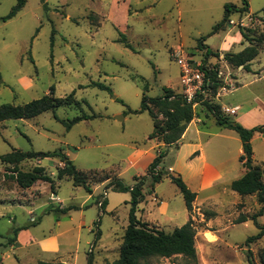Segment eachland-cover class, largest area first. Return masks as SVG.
<instances>
[{
	"label": "rangeland",
	"instance_id": "374dc122",
	"mask_svg": "<svg viewBox=\"0 0 264 264\" xmlns=\"http://www.w3.org/2000/svg\"><path fill=\"white\" fill-rule=\"evenodd\" d=\"M17 2L0 0V105L28 103L43 97L55 85L59 97L75 90L82 109L61 106L55 112L47 111L35 118L1 121L0 155L13 149L41 154L63 149L81 169L106 168L111 164L126 167L130 149L121 144H133L137 140L138 145H143L154 129V120L147 111L132 114L129 110L141 109L144 92L149 97H156L164 93L165 87L182 91L181 68L174 57L178 47L190 57L205 58L207 66L219 68L223 84L215 94L207 87L202 93L204 99L226 108L240 101H252V95H263L264 98V85L260 84H250L230 93L238 87L235 78L244 69L230 65L224 59L225 53L242 50L243 45L238 40L240 29L247 30L254 38L264 39V0H248L247 10L243 9V0H46V3L27 0L14 17L3 20ZM228 3L236 4L241 11H232L224 28L212 34L215 25L222 21ZM207 47L218 55L207 56ZM260 48L261 55L251 65L261 64V71L264 68V41ZM245 75L244 80L252 78L251 74ZM94 82H101L111 89L94 86ZM153 108L157 110L155 106ZM195 109L196 117L202 121L190 125L188 137L195 139L197 126L204 131H216L220 125L207 107L198 103ZM83 113L98 116L67 129L63 120ZM169 150L162 160L164 167L171 163ZM41 157L40 164L49 173H56L60 158ZM33 164H38L37 160H27L22 168L31 171ZM4 168L6 166L0 160V169ZM8 176V173L6 179L0 176V188L15 186V181ZM169 178L164 179L161 193L163 197H169L165 199L175 205L181 215L185 199ZM132 181L129 176H124V183ZM44 184L49 186L45 181L35 183L25 198L22 195L24 200L21 202L13 201L18 198L17 194L6 196L0 192V264H19L17 258L26 251L19 249L14 253L10 250L8 245L14 243L10 238L17 239L21 233L22 239L48 235L61 215L55 211L46 212L51 191L46 193ZM188 185L195 189L192 182ZM22 190L18 184L19 194ZM41 191L46 193L44 197H39ZM57 192L59 198L67 199L66 202L77 203L87 195L70 180L61 181ZM108 194L111 205L106 204L101 216L97 204L86 207L88 224L82 231L78 251L77 232L67 236L74 241V246L68 248L73 249L72 256L77 253L78 264H88V252L93 253L94 264H114L120 255L131 207L123 202L121 192L110 190ZM101 195L104 197V193ZM103 197L101 201H104ZM225 200L230 201V197L226 196ZM213 207L202 208V211L210 216L221 206ZM32 208L34 215L29 214ZM258 209L256 207L252 212ZM195 223L198 229L196 259L183 255L154 256L142 264H250L248 250L252 251L254 263L261 264L259 255L264 250V237L246 244L249 236L259 232L255 222L250 221L247 226H230L219 232L222 240L214 235L218 232L205 233L209 227L204 221L196 220ZM258 223L264 225V214L258 218ZM215 227L211 229L215 230ZM98 229L102 236L95 241ZM173 229L167 227L166 231ZM87 239L95 244V248L89 250ZM20 245L25 243L20 241ZM7 254L11 257L7 258ZM1 256L4 257L2 262Z\"/></svg>",
	"mask_w": 264,
	"mask_h": 264
},
{
	"label": "trees",
	"instance_id": "16d2710c",
	"mask_svg": "<svg viewBox=\"0 0 264 264\" xmlns=\"http://www.w3.org/2000/svg\"><path fill=\"white\" fill-rule=\"evenodd\" d=\"M27 0H18L11 12L3 17V20H8L14 17L25 5ZM46 3V0H41ZM243 9L247 10L249 5L248 0H243ZM232 11H241L236 4L228 3L225 5V14L218 24L215 25L212 34L224 28V25L230 20ZM244 41L250 42L243 50L238 52L225 53L224 59L234 66H243L244 70L251 69V62L260 54L261 44L264 39L262 37L254 38L247 30L240 29ZM125 42V40H124ZM126 45L131 47V44L126 41ZM54 46V37L52 36V47ZM207 56L218 55L212 49L207 47ZM202 68L206 73V84L204 89L210 87L214 94L217 89L222 86L223 81L219 76L218 67H210L205 63V58L202 60ZM102 89H111L101 82L92 83ZM83 87V86H80ZM147 85H145V90ZM196 101L204 104L209 112L216 118L218 125L236 131L242 142L244 153L240 156L246 171L244 175L231 184V188L242 196L256 195L257 201L260 205L259 209L255 211L250 218L259 227V232L249 236L246 244L249 245L264 237V225L258 223V217L264 214V164L254 163L253 160V145L252 138L255 132H263L264 124L253 128H246L236 119L227 115L223 111V106L204 99L203 94H199ZM157 108L154 110L153 106ZM61 106L82 109V103L76 98V91L59 97L56 96V86H51L49 93L43 97L32 100L22 105L3 104L0 105V122L6 119H31L39 116L47 111H56ZM132 113H140L147 111L154 120V129L149 135V138H159L164 144L156 158L150 164L146 174L135 178L136 182L133 186L123 182L117 175H112L107 170H81L73 163V161L63 152L62 149L55 151L44 152V157H60L65 162L63 167L58 168V178L69 177L72 179L75 186H82L89 193L93 192V184L108 181L105 189H112L118 192H130L131 208L129 212V224L123 236V242L120 247V255L114 261V264H142L143 261L154 256L172 257L174 255H183L192 259L197 258L196 235L198 232L195 220L192 218L194 214V201L197 197V192L193 191L180 174H172L162 167V160L166 156L170 146L178 144L189 124L196 117V109L193 103H189L181 92H176L171 87H165L164 93L160 96L149 97L144 92L142 99V107L140 110H129ZM97 114L89 115L83 113L68 121L63 120L67 129L72 128L78 122L97 117ZM40 152L37 151H22L13 149L12 152L0 155V160L11 165L10 171L12 176L17 180L19 186L22 188H30L38 181H45L52 183L53 178L46 172L43 166H35L31 171L20 169V165L25 160L38 158ZM165 177L172 178L182 192L187 209L191 215L188 222L182 226L176 227L172 231H165L155 226H151L147 222H143L137 217V208L140 202L143 201L145 193L144 189L149 182L153 188L157 183H160ZM93 181V182H92ZM53 184V183H52ZM53 186V185H52ZM103 195L97 198V203H101V211L105 212L107 200L101 201ZM71 209H78L77 206H68L63 208V212ZM101 216V214H100ZM248 216L241 213L237 218V222H244ZM100 223V220L98 221ZM101 238V230L96 232V240ZM11 241L16 238H10ZM260 262L264 264V250L260 252ZM247 259L250 264L254 263L252 251H247ZM37 264H71L64 262H49L39 261ZM88 264H94V255L88 252Z\"/></svg>",
	"mask_w": 264,
	"mask_h": 264
},
{
	"label": "crops",
	"instance_id": "0c3cea01",
	"mask_svg": "<svg viewBox=\"0 0 264 264\" xmlns=\"http://www.w3.org/2000/svg\"><path fill=\"white\" fill-rule=\"evenodd\" d=\"M238 40H241L243 50L248 45V43L246 41L244 42L240 31L238 32ZM260 58L261 56H259L258 60ZM260 65L261 64H252L249 71L240 70L237 74V77L235 78L236 82L238 83V87L230 93L238 91L239 89H243L250 84L264 85V68H262L260 71ZM245 74H251L250 76L252 78L248 79L249 81L244 80L243 75L246 76ZM252 96V101L244 100L231 105L233 107H238L237 113L232 114L231 117L236 119L246 128H253L264 124L263 95L259 96L257 94ZM129 113L132 112L129 111ZM200 121H202L201 118L195 117L189 124L186 132L178 144L169 147L170 153L168 154L171 156V163L168 167H165V169L172 174H180L187 184L192 182L196 185L194 190L188 185L193 191L197 192V197L194 201V214L192 215V218L195 220V222L196 220L204 221L209 227L206 228L205 233L207 231L218 232V234L214 233V235L218 237L219 240H222L223 237L219 235V232L226 231L230 226L238 224H244L247 226L250 221H253L250 218V216L254 213L252 210H254L256 207H260V205L257 201V198H253L256 197V195L242 196L231 188L232 182L242 177L246 171L242 161L240 160V156L244 153V150L243 142L239 134L236 131L223 126H219L216 131L211 132L204 131V129H201L202 127L197 126L195 130V139L188 137L190 125L195 123L199 124ZM149 135L145 139L143 145H138L137 140L134 141L133 144L117 143L118 145L121 144L130 149L128 153V164L126 167H120L111 164L106 168L81 169L74 162L73 163L78 167V169L85 171L109 170L112 175H117L122 180L124 179V176L127 175L133 179L132 183H128V185L133 186L136 182L135 178L146 174L150 164L156 158L157 153L163 147H165V144L159 138L150 139ZM252 145L254 150V163L264 164V131L256 132L254 134L252 138ZM63 152L69 157L68 152L66 153L64 150ZM41 158V156L38 158H33L37 160L38 163L36 165L33 164L34 167L42 166L40 164L42 162ZM26 162L27 160L21 163V170H23V164ZM3 164L6 166V168L0 169V176L6 179L8 173L10 175L8 177L15 181V186L11 184L6 189L0 188V192L5 193L6 196L17 194L18 198H14L13 201L21 202L24 200V195L29 192V188H22L20 186L23 190L22 193L19 194L18 182L11 175L12 172L9 170L11 165L5 163ZM163 164L164 162L161 165L162 167H164ZM64 165L65 162L60 158V162L57 164L56 173H49L47 168L43 166L46 169V172L54 180L52 182L53 184L48 182L49 186L46 184L43 186V189L46 193L47 190L51 191V196H49L48 202L46 203V212L51 213L55 211L61 215L57 217L54 224L49 229L48 235L41 237L30 236L27 239H22L21 233L17 239L14 240V243L8 245L10 246V250H13L14 253L19 249L24 251L26 250L23 253L24 255L17 258L19 264H37L39 261L78 264L79 258L77 253L75 256H72L71 253L73 249L68 248L70 246H74V241L71 237L67 238V236H69L72 232H77L76 251H78L79 243L81 242L82 231L87 227L88 224L85 210L86 207L92 205V203L97 204L98 207H100L101 203H97L96 201L102 193H104L103 198L107 200V206L109 207L111 205V200H109V194L107 195V193L112 189H105L108 181L93 184V192L89 193L84 187L75 186L72 179L69 177L65 176L62 179L58 178V168L63 167ZM164 179L160 183H157L153 188L150 186L149 182L146 184L144 189L145 196L143 201L139 203L136 214L138 219L141 221L147 222L151 226H155L166 231L167 227H173L175 229L176 227L182 226L189 221L191 215L187 209L186 203L182 214L179 215L175 205L165 199L169 197L167 195L163 197L160 187L163 185ZM169 179L172 181V178ZM63 180H70L75 187L83 188L86 191L87 195L82 198V201L77 203L70 201L66 202L67 199L59 198L57 187H59L60 182ZM45 192L41 191L39 197H44L46 194ZM121 193L124 195L123 202L128 203V205L131 207V193ZM204 193L208 194L204 195ZM226 196L230 197V201H227L229 202L228 205H225L227 204L225 200ZM20 197H22V199ZM26 198L28 199L27 196ZM6 200H9V197ZM72 205L77 206L78 209H71L67 212L62 211L63 208ZM212 206H215L213 208L218 206L221 207H218V210L212 215L206 216L202 211V208H211ZM101 213L102 211L99 212V214ZM241 213L246 214L248 219L244 222H237V218ZM29 214L34 215L35 209L32 208L29 210ZM38 220H40V218ZM215 225V230H212L211 227ZM89 231H94V229L89 228ZM20 241L24 242L25 245L21 246ZM86 244L90 246L89 250L92 247L95 248V244H93L90 239L86 240ZM1 257L2 262L4 257ZM10 257V254H7V258Z\"/></svg>",
	"mask_w": 264,
	"mask_h": 264
},
{
	"label": "built area",
	"instance_id": "2783aa9c",
	"mask_svg": "<svg viewBox=\"0 0 264 264\" xmlns=\"http://www.w3.org/2000/svg\"><path fill=\"white\" fill-rule=\"evenodd\" d=\"M174 57L181 68L182 93L195 107L199 103L196 101L197 96L205 91L206 73L202 68V60L188 56L181 47L174 52ZM224 111L236 114L238 107H226Z\"/></svg>",
	"mask_w": 264,
	"mask_h": 264
},
{
	"label": "water",
	"instance_id": "95a60500",
	"mask_svg": "<svg viewBox=\"0 0 264 264\" xmlns=\"http://www.w3.org/2000/svg\"><path fill=\"white\" fill-rule=\"evenodd\" d=\"M120 119H123V118H120ZM41 156H43V153L41 154ZM55 196H56V194H55Z\"/></svg>",
	"mask_w": 264,
	"mask_h": 264
}]
</instances>
